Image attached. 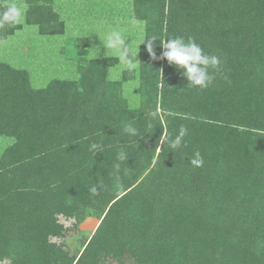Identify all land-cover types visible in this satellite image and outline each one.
<instances>
[{"label": "trees", "instance_id": "16d2710c", "mask_svg": "<svg viewBox=\"0 0 264 264\" xmlns=\"http://www.w3.org/2000/svg\"><path fill=\"white\" fill-rule=\"evenodd\" d=\"M13 1L0 0V14ZM86 1L67 0L79 10L69 30L52 0H25L24 24L58 30L48 60H0V138L12 140L0 153V264H264V0H132L145 41L123 71L116 57L90 56L91 32L65 36L84 30L75 16ZM20 27L0 25V42ZM152 36L194 38L220 72L193 88L150 57ZM59 62L73 74L51 76ZM49 70L34 87L32 72ZM128 122L140 136L123 132ZM181 126L185 143L170 150L164 134Z\"/></svg>", "mask_w": 264, "mask_h": 264}, {"label": "rangeland", "instance_id": "374dc122", "mask_svg": "<svg viewBox=\"0 0 264 264\" xmlns=\"http://www.w3.org/2000/svg\"><path fill=\"white\" fill-rule=\"evenodd\" d=\"M94 1L95 0H87L85 6L83 7V11L81 10L82 14L75 16L76 21L78 20L77 22L80 23V25H84V30H80L79 33L78 31L68 32L72 27H75V22L73 21L71 15L74 16L75 14L73 13H77L79 10H73L70 2H67V0H52L53 7L57 10L55 12L58 13L57 15H59L61 22L63 20L65 23H69V30L64 31L65 36L68 38L72 37L75 39H81L83 36H86V32H91L94 36V39L91 41V45L88 50L91 52L90 56L100 57L108 55L112 58L116 57L118 59L117 56L110 55L108 51L104 49L103 44H100L99 41L95 43V39L100 35L101 31L104 28L109 27L110 30H108V32L111 30L122 31L126 37V43H128V45L135 43L137 44L136 49H139L142 45V39L140 36L141 30H143V36L145 33L142 22L139 20L138 15L136 16V11L134 8H132L133 6L130 3L132 0H101V2L99 1V3H101L100 5H95L93 3ZM13 3L21 7L23 11L26 8L25 0H14ZM72 3L73 2L71 1V4ZM128 4L130 6H128ZM23 21L22 23H19L21 24L20 29L15 31L14 36L11 37L8 44L0 42V60L9 63H15L18 67H27V69L30 65H33V67L36 66L42 68V65L48 60V54L54 44L52 39H54L56 36L53 34L58 33V30L54 31L50 29L49 31L45 28L38 29L36 27L27 26L23 23ZM54 69L57 70V73H54L51 76L63 74H69L71 76L73 74L71 71H69L71 69H68L60 62L57 66L55 65ZM112 69L113 67L109 68V72H111ZM123 69L126 68L122 67L121 70L123 71ZM36 73L32 72L33 86H44V84H46L47 77L50 74V70L46 71V73ZM110 76L115 78V76L112 74H110ZM136 88L137 82H135L132 86V89L127 92L126 98L129 101L133 100L134 96L132 91L136 90ZM11 143L12 140L9 138H0V153ZM64 223L66 225L68 224L66 221H64ZM98 224L99 220L94 216L86 218L79 225L78 230L80 242L78 241V246H80L83 241L81 240L83 238L82 234H92L95 232ZM73 234L78 233L76 230L66 233L68 242H73L71 241L73 240Z\"/></svg>", "mask_w": 264, "mask_h": 264}, {"label": "clouds", "instance_id": "9594fccd", "mask_svg": "<svg viewBox=\"0 0 264 264\" xmlns=\"http://www.w3.org/2000/svg\"><path fill=\"white\" fill-rule=\"evenodd\" d=\"M23 9L15 3L6 5V10L0 14V25L9 24L15 25L22 23ZM141 39L143 37V30L140 33ZM158 37L152 36L148 38L147 51L150 57L154 60H165L168 65L174 67L180 72V75L187 80V84L193 88L201 90L206 89L213 82L215 75L220 72L222 61L216 54L205 51V49L192 37L185 38L184 36H165L159 39L161 48L160 55L157 56L153 51L152 41ZM166 38V39H165ZM104 49L110 55L118 57L121 65L127 69H136L137 44L128 45L126 37L122 31L111 30L101 37ZM123 132L130 138H136L141 135L138 127L132 122H128L123 126ZM188 135V129L181 126L178 134L174 137L165 132L164 140L167 142L170 150L181 148L185 141L184 138ZM93 148L98 147L93 145ZM119 160L127 159L126 153L120 151L118 154ZM191 166L199 168L204 164V158L199 150L192 153L189 159ZM119 168V164L115 165ZM95 188L92 189L95 192Z\"/></svg>", "mask_w": 264, "mask_h": 264}]
</instances>
